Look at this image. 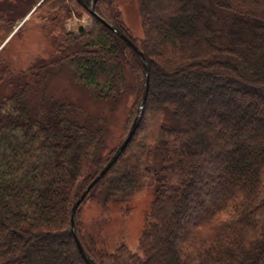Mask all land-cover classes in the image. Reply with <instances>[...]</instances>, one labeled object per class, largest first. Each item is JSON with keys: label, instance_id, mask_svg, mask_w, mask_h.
I'll return each mask as SVG.
<instances>
[{"label": "trees", "instance_id": "16d2710c", "mask_svg": "<svg viewBox=\"0 0 264 264\" xmlns=\"http://www.w3.org/2000/svg\"><path fill=\"white\" fill-rule=\"evenodd\" d=\"M40 1L0 0V87L9 88L0 97V264H87L72 209L119 146L104 154L101 121L84 120L69 101L35 100L29 88L68 66L93 100L116 105L131 76L138 92L123 142L146 70L104 21L141 49L150 89L128 146L77 210L83 246L97 264H264V0H137L141 38L117 0L97 1L101 19L93 0H44L33 14L50 60L38 73L14 72L17 23ZM85 14L89 31L68 29ZM145 192L138 250L118 242L108 251L86 234L88 198L121 208Z\"/></svg>", "mask_w": 264, "mask_h": 264}, {"label": "rangeland", "instance_id": "374dc122", "mask_svg": "<svg viewBox=\"0 0 264 264\" xmlns=\"http://www.w3.org/2000/svg\"><path fill=\"white\" fill-rule=\"evenodd\" d=\"M117 1H119V11L126 27L134 37L141 38L143 31L137 0ZM203 1L211 4L214 0ZM29 4L25 6V9L31 11L22 20L18 21L16 31L21 28L20 34L13 38L8 48V56H10L12 62L10 69L14 72L28 71V73H32L37 70L38 73V68L43 64V61L50 60L49 52L53 49L51 42L46 40L41 32L40 27L43 21L38 20L35 14L32 13L33 15L31 14L24 22L37 6L32 7ZM91 23L92 18L87 14L81 18L74 16L72 22L68 24V29L79 31V27L83 26L84 30L89 31ZM62 68L60 71L45 73V88H38L34 85L29 88L30 95L32 94L35 100L44 95L48 100L56 99L72 102L74 106L78 107L77 109L84 120H93L90 122L101 121L100 127L103 129L106 138L105 146L107 150L104 154L120 146L127 131L129 117L138 92V87L137 89L135 87L134 90L132 86L131 76H128L129 86H131L129 94L121 102L111 105L93 100L89 89L77 81L72 68L68 66ZM8 91V86L6 87V84L2 85L0 87V97ZM149 202L150 196L147 192L139 194L131 204L121 208L114 201L108 199L106 201L103 196L97 199L90 197L81 208L82 227L86 230V234L103 242L105 244L104 248L108 251H113L118 242H125L133 251H136L138 250V241L143 227L145 208Z\"/></svg>", "mask_w": 264, "mask_h": 264}, {"label": "water", "instance_id": "95a60500", "mask_svg": "<svg viewBox=\"0 0 264 264\" xmlns=\"http://www.w3.org/2000/svg\"><path fill=\"white\" fill-rule=\"evenodd\" d=\"M44 0H42L41 2H39V4L35 7V9L43 2ZM98 0H93V5H92V9L91 12L92 14L96 15L99 19H101L97 13H96V3ZM35 9L26 17V19L24 20V22L31 16V14L35 11ZM104 21V20H103ZM105 25L107 27H109L111 30H113L114 32H116L124 41H126L140 56L143 65L145 67L146 70V80H145V85H144V90H143V95L141 98V101L139 103V108H138V113L137 116L132 124V127L128 133V135L126 136V138L124 139V141L122 142V144L119 146V148L117 149V151L115 152V154L113 155L112 159L109 161V163L104 167V169L98 174V176L88 185V187L84 190V192L81 194V196L79 197V199L76 201V203L73 206L72 209V217H71V227H72V233L74 235V239L78 248L79 253L81 254V256L83 257V259L87 262V264H97L92 257L90 256V254L87 252V250L85 249V247L83 246L77 231H76V223H75V218H76V213L78 208L80 207V205L84 202V200L87 198V196L89 195V193L91 192V190L96 186V184L108 173V171L111 169V167L113 166V164L117 161V159L119 158V156L121 155V153L125 150V148L128 146L129 142L131 141L137 125H138V120L139 118L143 115L144 110H145V106H146V102H147V98H148V94H149V89H150V68L148 66L147 60L145 55L143 54V52L141 51V49L129 38L127 37L125 34H123L120 30H118L115 26H113L112 24L104 21ZM23 24V23H22ZM80 31L84 30L83 26H80L79 28Z\"/></svg>", "mask_w": 264, "mask_h": 264}]
</instances>
